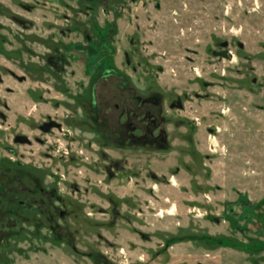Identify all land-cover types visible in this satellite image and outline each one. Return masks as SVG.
Segmentation results:
<instances>
[{
	"label": "rangeland",
	"instance_id": "obj_1",
	"mask_svg": "<svg viewBox=\"0 0 264 264\" xmlns=\"http://www.w3.org/2000/svg\"><path fill=\"white\" fill-rule=\"evenodd\" d=\"M0 264H264V0H0Z\"/></svg>",
	"mask_w": 264,
	"mask_h": 264
}]
</instances>
